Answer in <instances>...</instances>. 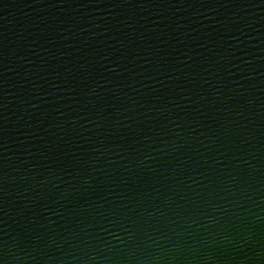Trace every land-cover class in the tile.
Masks as SVG:
<instances>
[{"label":"water","instance_id":"95a60500","mask_svg":"<svg viewBox=\"0 0 264 264\" xmlns=\"http://www.w3.org/2000/svg\"><path fill=\"white\" fill-rule=\"evenodd\" d=\"M0 264H264V0H0Z\"/></svg>","mask_w":264,"mask_h":264}]
</instances>
